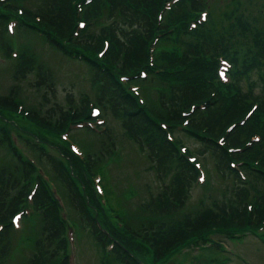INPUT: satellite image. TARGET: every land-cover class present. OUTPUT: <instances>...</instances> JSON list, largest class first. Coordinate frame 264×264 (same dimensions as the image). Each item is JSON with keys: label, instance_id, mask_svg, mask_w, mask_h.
<instances>
[{"label": "trees", "instance_id": "obj_1", "mask_svg": "<svg viewBox=\"0 0 264 264\" xmlns=\"http://www.w3.org/2000/svg\"><path fill=\"white\" fill-rule=\"evenodd\" d=\"M238 3V0L232 2L233 5ZM92 4V7H83L84 19L103 14L106 23L97 24V19L90 20L89 31L80 30L73 36L75 6L71 0H36L26 7L20 5L19 0L5 4L10 11L16 10L17 6L21 8L12 35L5 32L4 15L0 11V54L10 61L6 70L14 80L31 74L32 84L45 88L40 95L43 102L29 112L32 119L47 127H66L70 110L75 117L86 112L87 97L81 94L73 104L69 87L63 101H57L53 93L52 71L38 52L31 51L30 45L19 39L16 54L12 56L10 49L17 29L31 30V38L44 41L67 57L60 38L68 37L92 53L99 48L101 37H106L107 49L99 57L88 54L69 59L82 61V76L86 77L93 92L94 103L117 122L123 134L129 136L159 184L158 191L138 204L140 217L137 226L134 228L127 221L123 222L127 231L125 238L130 242L134 238L142 239L153 249L154 256L160 257L165 249L186 239L190 233L214 226L227 234L231 225L247 228L248 223L259 224L264 213V125L258 131L259 138L252 141L249 139L253 129L251 114L241 124L238 117L244 101H255V112L264 115V0L257 15L253 16H243L229 8L228 18L232 20L224 25L226 32L219 28L216 33L211 32L212 15L197 30L184 32L183 20L206 8L205 0H177L159 18L156 15L159 0H94ZM219 16L227 19L228 15L223 11ZM164 25L170 27L169 30L165 26L168 35L159 32V36H155ZM237 34L240 38L235 39ZM149 43L154 50H150ZM219 53H223L232 64L233 83L229 88L214 84L213 60ZM94 59L98 64L92 62ZM113 63L124 73H136L141 86L143 81L148 82L143 86L147 110L139 106L131 91L119 87L114 79L117 72ZM142 63L146 74L140 76L139 65ZM177 64L183 66L182 70L176 71ZM250 72L255 78H249ZM241 77H247L243 78L247 83L244 89L240 86ZM68 84L71 86L72 82ZM252 86L256 90L252 91ZM16 90L17 85L13 83L7 92L0 93V107L17 108ZM149 92L153 95L149 94L147 98ZM44 93L51 97L47 105L44 104L47 102ZM139 93L141 95L143 91ZM160 122L182 126V133L196 140L193 148L185 145L186 152L192 151L197 157H210L217 180L223 182L216 185L220 189L217 193L210 194L213 186L209 184L208 175L201 184H195L197 169L185 153L177 149L175 143L181 142L179 137L173 134L172 140L166 138ZM107 127L105 125L101 134H96L100 137L97 153H91L93 149L86 146L83 164L58 137L50 139L33 133L22 136V139L32 151L35 162L44 168L67 198L68 211L71 208L77 217L75 221L79 226L76 227L80 232L87 229L88 234L84 233V236L95 245L100 255L102 252V260L106 258L103 264H127L126 260L128 264H135V257H130L118 242H114L108 252H103L107 234L102 223L105 216L97 214L96 194L90 189L88 173L99 169L104 158L113 156L115 133ZM218 138L222 139L221 143H217ZM233 147L241 148V153L237 154ZM0 148L9 160L0 163V264H6L14 253L15 242L11 241L10 235L13 236L17 229L12 227L10 218L22 205L24 194L35 178L30 215L23 214V222L18 228L23 233L22 243L25 232L28 234L25 238L27 248H24L27 254L25 257L22 253L17 264H67L63 223L49 198L48 183L39 174L34 175V164L8 145L1 127ZM241 157L258 159V167L246 173L243 179L228 162L230 158ZM193 185L199 186L201 193L191 200ZM33 216L34 222H28Z\"/></svg>", "mask_w": 264, "mask_h": 264}, {"label": "rangeland", "instance_id": "obj_2", "mask_svg": "<svg viewBox=\"0 0 264 264\" xmlns=\"http://www.w3.org/2000/svg\"><path fill=\"white\" fill-rule=\"evenodd\" d=\"M35 1L36 0H19V4L26 7ZM233 1L236 0H205V7L209 10L208 17L212 15V33H216L219 28L224 29V32H226L225 26L228 25L229 21L232 20V18H228L230 17L229 12L227 11L229 8H234V13L241 10L242 8V10L244 11L242 12L243 15H245L246 11L248 15L250 13H252L253 15H257V12H259L258 8H254V5L260 0H238L239 3L235 5L232 4ZM4 2H11L12 4H14L15 0H4ZM159 2L161 4L162 0H159ZM84 3L86 6L92 7L93 0H81L80 4L82 5L80 9L74 11L72 26L75 28L74 33L77 34L80 30H90V20L97 19V24L106 23L103 14H98L99 16H97V18L93 17L91 19L89 18L88 20H85L82 11L83 7H85ZM16 8V10L10 11L7 9V7L0 6V10L5 11V22H8L9 17L19 18L21 16L20 6H17ZM223 11L226 13V15H228L227 19L219 16ZM232 25L235 26L234 23ZM165 26L167 25H164V27ZM25 33H27L26 36ZM238 38H240V35H235V39ZM18 40L22 43H27V46L30 45L31 51H35L36 53L38 52L40 59L46 65H48V67L52 71L54 80L53 93L57 101H63V95L69 87L70 91L72 92L73 104L77 103L81 94H85L87 98L93 100V92H91L89 89L86 77L82 76L84 72L82 61L71 58L79 57L80 53L76 50L77 48H80L84 52L94 56H96L102 49L100 50L99 48H95L92 53H90L87 47L83 48L82 46H77L72 39L68 37L60 38L62 47L65 49L66 53H68L69 57H71L69 59V57L57 52L56 49L50 47L44 41H39L37 39L31 38V30L26 32L21 28L17 29V35H13L12 40L14 49L17 46ZM104 43L108 44V41L106 37H101V44ZM169 44L170 43L168 42V45ZM105 49H107V47L103 48V50ZM97 61V59H94V61L92 62L97 63ZM112 65L117 72V75L114 76V79L117 80L118 75L124 74V72L120 71L116 64L113 63ZM9 66V64L3 65V63H1L0 61V93L7 92L9 87L13 83H15L17 85V90L14 97L17 108L11 109L0 107V127L4 134L10 135L11 137L13 136L17 143H19L20 136H25L26 134L30 136L33 133H37L38 135L45 136L50 139H52L53 137L62 138L60 133L63 132L66 127H61L58 129L55 128V126L47 127L33 120L30 116V110L32 108H38L41 102H43V98H41L40 95L45 88L43 86L37 87L36 85H33L32 83L34 82V79L31 74H28L23 79L14 80L10 76L9 70H6ZM143 67V63L139 65V69H142ZM133 74L136 75V73ZM241 78L242 79L240 80V86L242 88H246L247 83L243 78L247 77ZM249 78H255V75L250 72ZM129 81L131 84H133V86H135V89L137 90L138 96L136 97V99L141 105L140 107L147 110L148 108L146 106V103L144 102V94L146 92L143 86H146L148 82L143 81V86H141V80H139L138 78L129 79ZM68 82H72V85L69 86ZM122 85L124 88H126V90H128L125 83H123ZM141 90L143 91V94L140 95L139 91ZM254 90L256 89L252 86V91ZM44 94V97L47 99V102H44V104L47 105L48 101L51 100V97H48L47 93ZM149 94L151 96L153 95L152 92H149L147 94V98ZM249 105L250 114L252 116V133L257 134L258 131L262 130L261 125H264V115H262L260 112H255L257 107H253L252 104H249L247 102L243 103L242 114L248 110ZM86 111L87 112L84 114V116L81 117L82 119L88 118V107L86 108ZM69 112V121H75V116L71 114V110ZM101 113L103 115L101 114L100 116L105 119V124L109 126L107 128L111 131H114L115 133L113 156H107V158H104L101 161V165L99 166L100 170L92 169L88 173V175L93 178L95 176L103 178L102 184H100L101 179L100 181H98L102 189L103 202L99 203V210L97 211V214L99 216H102V214L105 216V218L102 219V223L108 233V235L106 236V241L110 240L113 243V241L116 240L122 243L125 246L126 250H128L132 255L136 256V264H264V213L261 217L262 222L260 225H257V227L250 223L247 224L248 228L256 227L255 233H258L257 236H250L248 232L244 233L243 230H241L243 226L231 225L227 228L228 232L237 231V234L233 236L230 235L228 239L223 240V243L220 242L218 248H214L213 246H206L201 243L202 239L210 238L211 236H213V239L214 236L217 237V230H215L214 228H208L198 233H190V236L186 239L182 240L171 248L165 249L160 257H155L153 249L148 245L147 242L143 241L142 239L134 238L130 242L127 238H125L127 236V231L124 230V227L122 225L123 222L127 221L126 223L130 224L134 228L137 226V219L138 217H140L138 204L142 201L147 200L148 195L158 191L159 184L157 185V181L155 180L153 171L148 168L146 160L144 159L143 155L138 152L132 141L129 139V136L122 133V128L119 127L117 122L111 119L109 114L107 112H104L102 108ZM80 125L81 124L79 123H74L73 126L75 130H70V132H67L63 137L70 143H74L75 141H77V143L81 145L83 151H85L86 146H89L91 149H93L91 150V153H97L96 147L98 146L100 137L98 138L95 133L81 128L82 125L81 127H79ZM161 128L167 130L168 133L172 131L175 136L179 137V140L183 144H186L189 147L193 148L197 144L192 137L185 135L180 131H177V129L174 130L173 127L170 128L169 126H165ZM20 129L24 130L20 131ZM17 149L20 150L18 144ZM3 151L4 150L0 148V163L2 161H9L7 159V156L3 155ZM103 157L104 156H102V158ZM205 157H207V155ZM204 158H198L200 160L198 170H202L204 176L208 175L210 177L209 184L213 186L210 194H212V192L217 193L220 189L216 185L222 184L223 182L217 180L215 173L211 168L212 165L210 164V157H207L205 159ZM83 162L84 160H80V163ZM43 164V166L47 168L46 164ZM97 173H102V175H97ZM228 183H230V181ZM91 190L92 192H94L93 189ZM200 193V187L197 185H193V187L191 188V200L195 199ZM56 194L58 195L59 192ZM59 196L63 205L65 206L67 198H65V196L63 197L60 194ZM66 209H68V207H66ZM66 211L61 210L58 217L62 220L64 218H67V220H65V223L68 222L70 224H74L75 222L74 225L79 226L75 221V218L77 217L72 212V209L70 208L69 211ZM34 217L35 216L27 221L31 223L33 220L34 222ZM25 223L26 220L24 221V225ZM76 229L79 232L74 231L72 235L74 241H78L75 242V244H78V248H75L76 254L75 257H72V263L103 264L106 258L102 260V257H104L102 255V252L100 255L95 245L92 244L91 241L84 236V233H87L85 231L87 229L85 228L82 232H80L77 227ZM81 233H83V235L79 236L81 235ZM27 235L28 234L25 232L23 243L21 242L23 233L22 231H19V229L14 232L13 236L10 235L11 241L13 243L15 242V250L13 255L6 261V264H17V261L21 257L22 253H24V256L26 257L27 253L24 248H27V241L25 240ZM65 252H69V245L67 249H65Z\"/></svg>", "mask_w": 264, "mask_h": 264}]
</instances>
